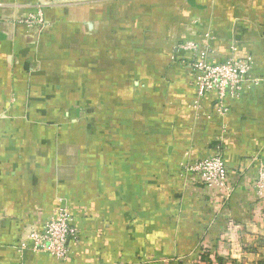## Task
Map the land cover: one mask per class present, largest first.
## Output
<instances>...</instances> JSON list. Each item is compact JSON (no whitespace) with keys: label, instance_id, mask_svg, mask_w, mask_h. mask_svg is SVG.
Instances as JSON below:
<instances>
[{"label":"crops","instance_id":"0c3cea01","mask_svg":"<svg viewBox=\"0 0 264 264\" xmlns=\"http://www.w3.org/2000/svg\"><path fill=\"white\" fill-rule=\"evenodd\" d=\"M232 57L252 66L221 115L191 63ZM217 148L225 191L182 167ZM261 162L264 0H0V264L264 249ZM59 202L79 230L68 259L19 251Z\"/></svg>","mask_w":264,"mask_h":264},{"label":"built area","instance_id":"2783aa9c","mask_svg":"<svg viewBox=\"0 0 264 264\" xmlns=\"http://www.w3.org/2000/svg\"><path fill=\"white\" fill-rule=\"evenodd\" d=\"M44 18L40 12L29 16L26 24L41 25ZM194 47L191 43L186 48ZM191 66L194 71V88L200 99L210 92L217 94L218 114L225 115L228 107L224 103L226 97L236 98L242 92L245 77L252 66L250 57L229 58L224 62L209 63L202 58H194ZM187 173L195 174L208 187L227 190V167L221 149L217 148L211 155L182 164ZM254 187L264 191V162L258 167ZM79 237V230L74 224L73 213L66 203L55 206L53 212L40 229H28L17 242L19 251L30 250L44 253L65 262L69 256V242Z\"/></svg>","mask_w":264,"mask_h":264},{"label":"rangeland","instance_id":"374dc122","mask_svg":"<svg viewBox=\"0 0 264 264\" xmlns=\"http://www.w3.org/2000/svg\"><path fill=\"white\" fill-rule=\"evenodd\" d=\"M199 253H201V251L195 252V258H191L190 260H188L189 257L186 259L179 258L177 260H171L169 258L167 261H165L167 263H163V261L154 263L151 262L149 259L134 257V259L129 261L128 264H176L179 261L183 262V264H193L197 259H199ZM210 254L211 256H213L214 252H210ZM221 254H223V256H219L223 258L225 264H264V249L261 248L260 245H257L255 249L249 251H222Z\"/></svg>","mask_w":264,"mask_h":264},{"label":"trees","instance_id":"16d2710c","mask_svg":"<svg viewBox=\"0 0 264 264\" xmlns=\"http://www.w3.org/2000/svg\"><path fill=\"white\" fill-rule=\"evenodd\" d=\"M201 253H199V259H197L193 264H225V261L221 256H219L217 253H214L213 256H211L210 251L208 250H200ZM176 264H183L182 262H177Z\"/></svg>","mask_w":264,"mask_h":264}]
</instances>
